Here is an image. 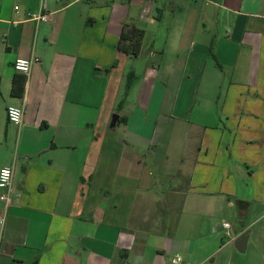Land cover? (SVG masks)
<instances>
[{
	"label": "crops",
	"instance_id": "1",
	"mask_svg": "<svg viewBox=\"0 0 264 264\" xmlns=\"http://www.w3.org/2000/svg\"><path fill=\"white\" fill-rule=\"evenodd\" d=\"M3 167L0 264H264V0H0Z\"/></svg>",
	"mask_w": 264,
	"mask_h": 264
},
{
	"label": "built area",
	"instance_id": "2",
	"mask_svg": "<svg viewBox=\"0 0 264 264\" xmlns=\"http://www.w3.org/2000/svg\"><path fill=\"white\" fill-rule=\"evenodd\" d=\"M28 19L35 21L36 23H45L50 19V13L38 12L28 16ZM36 58L29 59H16L13 62V69L16 72L27 74L32 64L36 63ZM21 110L15 106H8L6 108L7 122L13 125H19L21 123ZM11 180H12V168L3 167L0 169V226L3 222V214L10 207L11 204ZM222 227L227 231H231V227L228 223H222ZM231 237V235H230ZM231 240H233L231 238ZM177 261H180L178 255L175 256ZM183 264V263H181Z\"/></svg>",
	"mask_w": 264,
	"mask_h": 264
},
{
	"label": "trees",
	"instance_id": "3",
	"mask_svg": "<svg viewBox=\"0 0 264 264\" xmlns=\"http://www.w3.org/2000/svg\"><path fill=\"white\" fill-rule=\"evenodd\" d=\"M142 37L143 31L135 29L134 27H129L126 30L124 26L116 49L127 55L137 56L140 51ZM19 92L20 91H17L16 87L13 84L11 88V93L15 95L19 94Z\"/></svg>",
	"mask_w": 264,
	"mask_h": 264
}]
</instances>
